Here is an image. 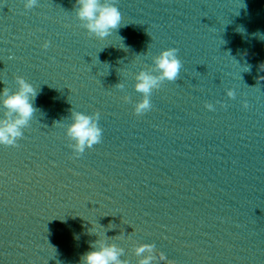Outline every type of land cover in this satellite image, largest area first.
<instances>
[{
	"label": "water",
	"instance_id": "obj_1",
	"mask_svg": "<svg viewBox=\"0 0 264 264\" xmlns=\"http://www.w3.org/2000/svg\"><path fill=\"white\" fill-rule=\"evenodd\" d=\"M107 2L121 26L100 39L76 0H0V119L5 88L36 90L0 144V264H83L101 244L124 264H264V0ZM169 48L180 75L137 115L136 78ZM73 112L103 130L79 157Z\"/></svg>",
	"mask_w": 264,
	"mask_h": 264
},
{
	"label": "clouds",
	"instance_id": "obj_2",
	"mask_svg": "<svg viewBox=\"0 0 264 264\" xmlns=\"http://www.w3.org/2000/svg\"><path fill=\"white\" fill-rule=\"evenodd\" d=\"M37 4V0H26L25 7L31 9ZM77 15L80 20L85 21V28L90 34H94L100 39L107 38L114 30L121 26L122 14L114 3L107 0H76ZM50 45L46 41L43 45L47 49ZM178 49L169 48L160 53L155 58V65L159 75H152L141 71L137 76L136 91L143 94L144 99L135 106V113L142 115L152 108L151 93L158 88L163 80L176 81L182 68L181 60L178 58ZM19 91L9 94L7 88L4 89V106L6 108L5 118L0 119V144L5 146H18L17 138L23 135L22 128L27 126L36 109L33 107L32 99L36 96L35 88L27 83L23 78H18ZM123 87V85H117ZM233 96V92H229ZM248 105L246 104L245 107ZM211 108V105L208 106ZM73 123L68 128V135L75 141L76 157L81 156L86 148H91L102 140V128L99 126L100 113L89 115L82 112H73ZM92 251L87 252L83 257V264H124L119 259L122 249L118 250L115 245L101 244L98 249L91 246ZM153 245L145 244L139 247L137 255H142L146 251L151 253ZM161 260L166 257L163 253ZM153 257H145L141 264H151Z\"/></svg>",
	"mask_w": 264,
	"mask_h": 264
}]
</instances>
